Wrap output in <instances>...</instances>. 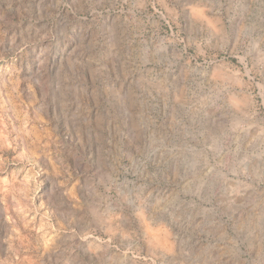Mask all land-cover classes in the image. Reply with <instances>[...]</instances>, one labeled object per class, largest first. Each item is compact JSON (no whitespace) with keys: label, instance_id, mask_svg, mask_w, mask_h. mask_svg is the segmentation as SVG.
Wrapping results in <instances>:
<instances>
[{"label":"rangeland","instance_id":"rangeland-1","mask_svg":"<svg viewBox=\"0 0 264 264\" xmlns=\"http://www.w3.org/2000/svg\"><path fill=\"white\" fill-rule=\"evenodd\" d=\"M0 264H264V0H0Z\"/></svg>","mask_w":264,"mask_h":264}]
</instances>
